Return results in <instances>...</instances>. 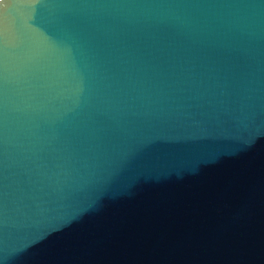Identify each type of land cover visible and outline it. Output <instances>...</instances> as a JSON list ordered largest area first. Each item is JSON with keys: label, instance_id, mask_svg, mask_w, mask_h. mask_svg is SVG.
I'll return each mask as SVG.
<instances>
[{"label": "water", "instance_id": "obj_1", "mask_svg": "<svg viewBox=\"0 0 264 264\" xmlns=\"http://www.w3.org/2000/svg\"><path fill=\"white\" fill-rule=\"evenodd\" d=\"M0 264H264V0H0Z\"/></svg>", "mask_w": 264, "mask_h": 264}]
</instances>
